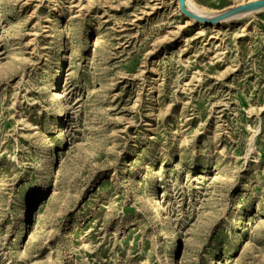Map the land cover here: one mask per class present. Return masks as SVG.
Here are the masks:
<instances>
[{
  "label": "rangeland",
  "instance_id": "rangeland-1",
  "mask_svg": "<svg viewBox=\"0 0 264 264\" xmlns=\"http://www.w3.org/2000/svg\"><path fill=\"white\" fill-rule=\"evenodd\" d=\"M240 16L0 0V264H264V11Z\"/></svg>",
  "mask_w": 264,
  "mask_h": 264
},
{
  "label": "water",
  "instance_id": "water-1",
  "mask_svg": "<svg viewBox=\"0 0 264 264\" xmlns=\"http://www.w3.org/2000/svg\"><path fill=\"white\" fill-rule=\"evenodd\" d=\"M179 4H180V9L181 11L188 17L190 18H194L198 21H204L207 23H213V22H218L222 19L228 18L230 16H233L236 13H239L243 10L246 9H254L258 6H264V0H255V1H251L242 5H239L237 7H234L232 9H229L223 13H221L220 15H217L214 19H210V18H206V17H202L192 11H190L187 7H186V0H178Z\"/></svg>",
  "mask_w": 264,
  "mask_h": 264
},
{
  "label": "bare ground",
  "instance_id": "bare-ground-1",
  "mask_svg": "<svg viewBox=\"0 0 264 264\" xmlns=\"http://www.w3.org/2000/svg\"><path fill=\"white\" fill-rule=\"evenodd\" d=\"M252 1H255V0H252ZM249 2H251V1H249ZM179 7H180V4H179ZM186 7L190 10V11H192V12H194V13H196V14H198V15H200V16H202V17H207V16H205V10H203V9H201V8H199L196 4H192V3H190V1L189 0H186ZM252 11V12H251ZM253 11H264V6H258V7H256V8H254V9H246V10H243V11H241V12H239V13H236V14H234L233 16H230V17H228V18H225V19H222V20H220V21H218V22H221V21H224V20H227V19H230V18H233V17H236L237 15H241V16H243V15H246L247 13H253ZM240 16V17H241ZM190 18V17H189ZM209 18V17H208ZM215 18V17H214ZM214 18H210V19H214ZM191 19H194V18H191ZM196 20V19H195ZM196 21H198V20H196ZM200 23H204V21H199ZM218 22H214V23H218ZM210 25V24H209ZM59 95V94H58ZM56 96V95H55ZM60 96V95H59ZM62 98V97H61ZM61 104V103H60ZM61 116V115H60ZM59 116V117H60Z\"/></svg>",
  "mask_w": 264,
  "mask_h": 264
}]
</instances>
